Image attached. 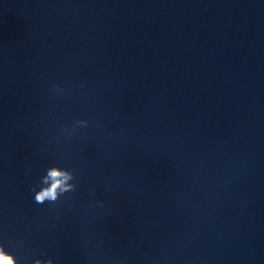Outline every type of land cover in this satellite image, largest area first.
Listing matches in <instances>:
<instances>
[{"label": "water", "instance_id": "water-1", "mask_svg": "<svg viewBox=\"0 0 264 264\" xmlns=\"http://www.w3.org/2000/svg\"><path fill=\"white\" fill-rule=\"evenodd\" d=\"M52 165L77 189L37 204ZM0 244L264 264V0H0Z\"/></svg>", "mask_w": 264, "mask_h": 264}, {"label": "clouds", "instance_id": "clouds-1", "mask_svg": "<svg viewBox=\"0 0 264 264\" xmlns=\"http://www.w3.org/2000/svg\"><path fill=\"white\" fill-rule=\"evenodd\" d=\"M53 94H63L64 89L57 86L52 89ZM90 121L85 119L75 120L72 128L65 127L63 131L69 137L75 134L77 128L87 127ZM78 178L75 171L64 168L59 165L48 167L39 182V190L37 186H33L30 190L34 192V202L44 204L48 202L55 205L62 196L69 192H75L77 189ZM91 195L95 196V190L90 189ZM94 206L103 207V201L95 200ZM0 264H18L14 254L5 250L3 244H0ZM34 264H54L51 258L47 260L35 259ZM120 264H123L121 261Z\"/></svg>", "mask_w": 264, "mask_h": 264}]
</instances>
